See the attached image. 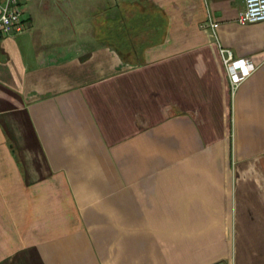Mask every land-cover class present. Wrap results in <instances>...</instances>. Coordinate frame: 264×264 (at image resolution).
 Returning a JSON list of instances; mask_svg holds the SVG:
<instances>
[{"label": "crops", "instance_id": "crops-1", "mask_svg": "<svg viewBox=\"0 0 264 264\" xmlns=\"http://www.w3.org/2000/svg\"><path fill=\"white\" fill-rule=\"evenodd\" d=\"M124 2L0 34V264H264V21ZM220 47L257 65L235 93Z\"/></svg>", "mask_w": 264, "mask_h": 264}, {"label": "rangeland", "instance_id": "rangeland-1", "mask_svg": "<svg viewBox=\"0 0 264 264\" xmlns=\"http://www.w3.org/2000/svg\"><path fill=\"white\" fill-rule=\"evenodd\" d=\"M118 4L121 10L129 12L124 0H32L24 7L23 16L31 19L27 31L32 28L36 33L53 36L54 46L58 47L64 45V36L78 34L86 28L90 31L99 26L112 32L113 23L106 19L111 17L113 9H118Z\"/></svg>", "mask_w": 264, "mask_h": 264}, {"label": "built area", "instance_id": "built-area-1", "mask_svg": "<svg viewBox=\"0 0 264 264\" xmlns=\"http://www.w3.org/2000/svg\"><path fill=\"white\" fill-rule=\"evenodd\" d=\"M31 0H0V34L16 35L26 31L28 20L23 16L22 5ZM208 1V0H206ZM238 22L241 24L264 21V0H246V8L239 12ZM209 25L218 26L211 17ZM220 56L229 76L232 93L257 68L250 58H235L232 50L220 47Z\"/></svg>", "mask_w": 264, "mask_h": 264}]
</instances>
